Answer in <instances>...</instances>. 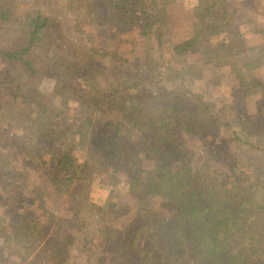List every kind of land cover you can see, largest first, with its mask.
I'll return each instance as SVG.
<instances>
[{
    "label": "trees",
    "instance_id": "1",
    "mask_svg": "<svg viewBox=\"0 0 264 264\" xmlns=\"http://www.w3.org/2000/svg\"><path fill=\"white\" fill-rule=\"evenodd\" d=\"M181 1L66 0L90 33L77 53L58 17L0 0V264H69L74 249L91 256L93 243L108 264H264V113L251 126L199 84L223 70L234 88L264 96L253 77L264 25L250 44L234 0H194L177 17ZM164 29L179 66L133 55L154 34L162 46ZM249 51L263 58L241 63ZM98 112L119 118L105 123ZM186 133L217 140L231 173L193 170ZM34 172L47 190L29 183ZM106 178L124 185L131 205L117 190L103 203L91 198ZM51 194L71 216L49 209Z\"/></svg>",
    "mask_w": 264,
    "mask_h": 264
},
{
    "label": "rangeland",
    "instance_id": "2",
    "mask_svg": "<svg viewBox=\"0 0 264 264\" xmlns=\"http://www.w3.org/2000/svg\"><path fill=\"white\" fill-rule=\"evenodd\" d=\"M21 8L24 9H34L38 8L44 11L47 14L56 16L60 19L62 23V35L64 36V41L71 45L72 50L80 53L82 51L87 50L90 45V33L89 30L84 29L82 27H78L76 24V18L74 14L68 9L66 0H16ZM194 0H182L176 7L171 8V11L177 17L186 12L187 9L191 8ZM250 4H245V6L241 3V0H234L233 4L236 5L238 9V17L240 22H242L243 29L248 30V41L250 44H256L262 41V37L257 35L256 33H252L255 30H258L260 27L264 25V0H252L248 2ZM246 9V13L243 10ZM256 13L258 15H256ZM248 20V21H247ZM169 28L171 26L169 25ZM164 36L162 38L163 45H160V42L157 38V35L154 34L151 36L147 43L140 44L135 49L133 55L140 56L143 53H151L157 60L161 61L164 66L170 64L175 67L179 66L181 63L179 59H172L170 52L167 51L169 48V42L172 41L171 29L163 30ZM263 58L258 54L257 51H249L246 54H243L239 57V61L241 63L254 60L257 58ZM263 65L261 67H257L254 70V79L258 84L264 83V58ZM204 80L199 84L206 88L207 92V100H209L213 105H216L220 108L227 109L228 106H233L236 111V117L243 116L248 120V124L253 126L255 120H260L259 115L264 113V96L261 93H258V87L253 89H246L244 91L234 88V81L230 74H227L223 70H214L209 69L205 71ZM219 80V85H215V87H211L210 84L214 85ZM211 80H214V83H211ZM196 86V85H195ZM194 86V87H195ZM41 89L45 92L51 90V82L44 81L41 85ZM253 90V91H251ZM34 114L31 111H28L26 116L24 117V122L30 124L32 121ZM97 118L102 122H111L115 121L118 115L115 112L112 113H97ZM227 119V117H225ZM230 121H232L230 119ZM31 125V124H30ZM240 131V130H239ZM212 135V132H209ZM214 133V132H213ZM184 136V145L185 149L190 152L191 155V164L193 170L206 168L211 169L217 172H226L231 173V163L227 161V155L225 154V149L220 146H216L217 140H211L210 144L207 146L202 137L193 133H186ZM215 148L219 153H213L209 149ZM120 178H123V175L118 174ZM30 184L37 185L39 189L47 190L48 187V179L47 177L39 174V172H34L31 174V178L29 180ZM103 184L107 188H93L91 193V198L96 202H102L104 199L112 195L111 193L116 191L118 192L119 198L116 200H120L124 203L132 204V201L127 198L124 193V185L121 184V187L116 189L114 185H107V178L104 180ZM109 187V188H108ZM5 193L0 190V201L4 200ZM115 194V193H114ZM32 196V195H31ZM29 196V198L31 197ZM28 195H24L20 197L21 208L25 209L26 199ZM47 205L50 207L49 209L54 213L62 216H71V212L68 209L67 205L63 204V200L60 196H56L55 194H51L47 199ZM23 206V207H22ZM126 218L123 217L121 222H125ZM90 248L93 250V254L91 256L88 255V252H79L74 249L71 253V256L68 260L69 264H108V259L105 256H108L105 251H102V247L95 246L93 243Z\"/></svg>",
    "mask_w": 264,
    "mask_h": 264
}]
</instances>
